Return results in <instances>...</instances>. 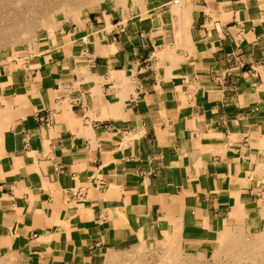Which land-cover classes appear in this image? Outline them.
Wrapping results in <instances>:
<instances>
[{
    "label": "crops",
    "instance_id": "crops-1",
    "mask_svg": "<svg viewBox=\"0 0 264 264\" xmlns=\"http://www.w3.org/2000/svg\"><path fill=\"white\" fill-rule=\"evenodd\" d=\"M263 182L264 0L104 7L0 60V249L28 264L206 256Z\"/></svg>",
    "mask_w": 264,
    "mask_h": 264
},
{
    "label": "rangeland",
    "instance_id": "rangeland-1",
    "mask_svg": "<svg viewBox=\"0 0 264 264\" xmlns=\"http://www.w3.org/2000/svg\"><path fill=\"white\" fill-rule=\"evenodd\" d=\"M21 1L0 0V60L33 44L37 38L53 34L104 7H127L139 0H35L29 4L27 0ZM260 193L256 223L246 229L228 228L206 256L182 252L181 257L177 251L170 253V246L158 242L115 254L106 259L105 264H264V182ZM230 241L233 245L237 241L234 248L242 249L241 254L232 244L233 252H229ZM0 264L28 263L19 254L0 249Z\"/></svg>",
    "mask_w": 264,
    "mask_h": 264
},
{
    "label": "bare ground",
    "instance_id": "bare-ground-1",
    "mask_svg": "<svg viewBox=\"0 0 264 264\" xmlns=\"http://www.w3.org/2000/svg\"><path fill=\"white\" fill-rule=\"evenodd\" d=\"M15 1H16V0H15ZM17 1H18V0H17ZM20 1H21V0H20ZM22 1H23V0H22ZM22 1H21V2H22ZM33 1H35V0H27V3L29 4V2H33ZM36 1H37V0H36ZM131 1H132V0H131ZM25 2H26V1H25ZM25 2H24V4H25ZM122 2H123V1H122ZM22 3H23V2H22ZM69 3H70V2H69ZM12 4H13V3H12ZM16 4H17V3H16ZM28 4H27V5H28ZM67 5H68V4H67ZM14 6H15V5H14ZM19 7H20V6H19ZM21 7H22V6H21ZM72 8H73V7H72ZM181 8H183V7H181ZM68 9H69V8H68ZM182 13H183V12H182ZM53 26H54V25H53ZM21 34H22V33H21ZM23 34H24V33H23ZM23 34H22V35H23ZM26 35H27V34H26ZM260 233H261V232H260ZM262 235H263V234H262ZM262 237H264V236H262ZM224 239H225V238H224ZM239 239H240V238H239ZM257 239H258V238H257ZM263 239H264V238H263ZM263 239H262V241H263ZM173 240H174V239H173ZM227 242H228V241H227ZM230 242H231V241H230ZM236 242H237V241H235V244H236ZM226 244H227V243H226ZM230 244H232V242H231V243H228L227 246H228L229 248H230V247L232 248V246H231ZM235 244H234V245H235ZM239 244H240V242H239ZM263 244H264V243H263ZM229 245H230V246H229ZM232 245H233V244H232ZM234 245H233V248H234ZM236 245H237V244H236ZM240 245H241V244H240ZM240 245H239V246H240ZM225 247H226V246H225ZM236 247H237V246H235L234 249H237V248H238V247H237V248H236ZM174 248H175V247H174ZM231 248L229 249V250H230L229 252L232 253L233 251L231 250ZM233 248H232V249H233ZM172 249H173V247H172ZM226 249H227V247H226ZM237 250H238V249H237ZM237 250H236V251H237ZM240 250H242V249H240ZM240 250H238V252H240ZM227 251H228V250H227ZM227 251H226V252H227ZM223 252H224V251H223ZM173 253L175 254V250H174ZM240 254H241V252H240ZM228 255H229V254H228ZM234 255H235V254H234ZM253 255H254V253H253ZM247 256H248V258H249V255H247ZM260 258H261V257H260ZM171 259H172V258H171ZM245 259H246V258H245ZM172 260H173V259H172ZM250 260H251V259H250ZM236 261H238V260H236ZM171 262H172V261H171ZM249 264H250V263H249ZM258 264H259V263H258Z\"/></svg>",
    "mask_w": 264,
    "mask_h": 264
},
{
    "label": "built area",
    "instance_id": "built-area-1",
    "mask_svg": "<svg viewBox=\"0 0 264 264\" xmlns=\"http://www.w3.org/2000/svg\"><path fill=\"white\" fill-rule=\"evenodd\" d=\"M175 2H177V1H175ZM77 196H78L79 198H81V197H82V194L79 192V193H77Z\"/></svg>",
    "mask_w": 264,
    "mask_h": 264
}]
</instances>
